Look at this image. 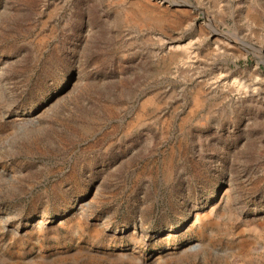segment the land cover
<instances>
[{
	"label": "rangeland",
	"instance_id": "1",
	"mask_svg": "<svg viewBox=\"0 0 264 264\" xmlns=\"http://www.w3.org/2000/svg\"><path fill=\"white\" fill-rule=\"evenodd\" d=\"M0 264H264V0H0Z\"/></svg>",
	"mask_w": 264,
	"mask_h": 264
}]
</instances>
